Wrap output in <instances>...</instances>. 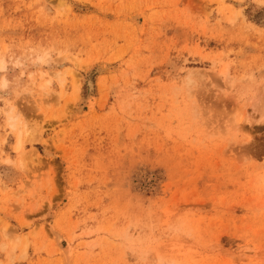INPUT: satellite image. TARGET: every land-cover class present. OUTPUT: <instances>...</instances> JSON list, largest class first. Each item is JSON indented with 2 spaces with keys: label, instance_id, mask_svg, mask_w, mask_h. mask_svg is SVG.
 I'll return each mask as SVG.
<instances>
[{
  "label": "rangeland",
  "instance_id": "obj_1",
  "mask_svg": "<svg viewBox=\"0 0 264 264\" xmlns=\"http://www.w3.org/2000/svg\"><path fill=\"white\" fill-rule=\"evenodd\" d=\"M0 264H264V0H0Z\"/></svg>",
  "mask_w": 264,
  "mask_h": 264
},
{
  "label": "bare ground",
  "instance_id": "obj_2",
  "mask_svg": "<svg viewBox=\"0 0 264 264\" xmlns=\"http://www.w3.org/2000/svg\"><path fill=\"white\" fill-rule=\"evenodd\" d=\"M49 154H51L50 152H48ZM21 163H23V162H21ZM24 165V164H23ZM60 241V240H59Z\"/></svg>",
  "mask_w": 264,
  "mask_h": 264
}]
</instances>
